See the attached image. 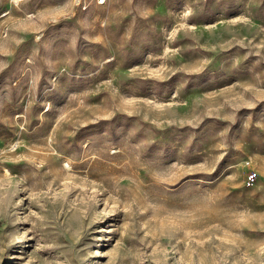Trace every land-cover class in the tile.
Returning a JSON list of instances; mask_svg holds the SVG:
<instances>
[{"label":"rangeland","instance_id":"rangeland-1","mask_svg":"<svg viewBox=\"0 0 264 264\" xmlns=\"http://www.w3.org/2000/svg\"><path fill=\"white\" fill-rule=\"evenodd\" d=\"M0 264H264V0H0Z\"/></svg>","mask_w":264,"mask_h":264}]
</instances>
